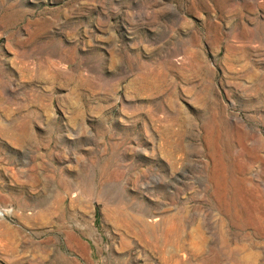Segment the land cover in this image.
<instances>
[{"label":"rangeland","instance_id":"1","mask_svg":"<svg viewBox=\"0 0 264 264\" xmlns=\"http://www.w3.org/2000/svg\"><path fill=\"white\" fill-rule=\"evenodd\" d=\"M0 264H264V0H0Z\"/></svg>","mask_w":264,"mask_h":264}]
</instances>
